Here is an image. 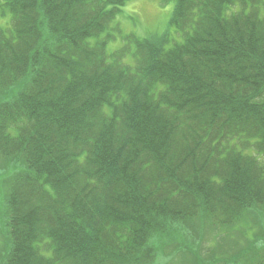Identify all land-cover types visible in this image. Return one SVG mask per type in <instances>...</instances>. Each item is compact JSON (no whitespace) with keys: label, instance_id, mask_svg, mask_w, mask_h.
<instances>
[{"label":"trees","instance_id":"16d2710c","mask_svg":"<svg viewBox=\"0 0 264 264\" xmlns=\"http://www.w3.org/2000/svg\"><path fill=\"white\" fill-rule=\"evenodd\" d=\"M129 1L0 0V264H156L177 226L262 223L264 0H160L181 42L110 51Z\"/></svg>","mask_w":264,"mask_h":264},{"label":"rangeland","instance_id":"374dc122","mask_svg":"<svg viewBox=\"0 0 264 264\" xmlns=\"http://www.w3.org/2000/svg\"><path fill=\"white\" fill-rule=\"evenodd\" d=\"M175 2L162 4L160 0H130L121 9L113 24L111 34L114 40L109 44L110 51L121 48L124 44L123 35L134 34L140 38L147 36H170L171 44L181 42L180 35L176 32L171 20L173 17ZM2 25V24H1ZM117 29V30H114ZM0 176V180H2ZM6 205L4 197L0 196V263L1 256L8 251V241L5 230ZM261 214V213H260ZM252 218L249 215L241 225L228 229L218 228L212 230L209 226L196 223L188 227H176L164 241L166 246L160 248L156 264H218L217 262L229 256L228 262L223 264H242L243 259L234 255L239 250L257 251L254 246L259 245L255 235L264 234V217ZM171 245H169V243ZM162 244V243H161ZM160 244H158L159 247ZM169 245V246H168ZM186 245V246H185ZM250 247V248H247ZM244 252L240 257H244ZM198 259V260H197Z\"/></svg>","mask_w":264,"mask_h":264}]
</instances>
